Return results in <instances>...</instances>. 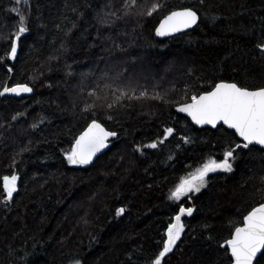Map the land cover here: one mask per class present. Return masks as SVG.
<instances>
[{
	"label": "trees",
	"instance_id": "trees-1",
	"mask_svg": "<svg viewBox=\"0 0 264 264\" xmlns=\"http://www.w3.org/2000/svg\"><path fill=\"white\" fill-rule=\"evenodd\" d=\"M30 1V31L8 75L10 84L28 83L34 91L0 97V177H20L7 205L0 183V264H145L177 210L170 189L210 157L222 159L227 141L215 129L194 127L174 105L146 98L124 100L112 120L99 107L93 117L83 112L86 94L109 83L131 85L137 94L155 88L183 102L185 89L200 92L220 77L264 84V54L255 46L264 33V0H160L165 8L153 17L112 27H100L96 16L121 0ZM184 6L199 11L198 26L158 40L159 19ZM12 7L13 0H0V34L17 22L6 10ZM72 22L76 28L65 35ZM4 49L0 39V55ZM5 75L0 65V79ZM16 113L25 115L13 121ZM92 118L118 136L92 165L70 166L63 153ZM165 127L176 132L163 145L134 150L162 138ZM185 135L190 143L180 139ZM238 153L233 172L210 174L206 188L181 201L195 212L184 218L185 235L167 264H228L220 245L264 196V151ZM118 207L126 208L124 216L116 217Z\"/></svg>",
	"mask_w": 264,
	"mask_h": 264
},
{
	"label": "snow or ice",
	"instance_id": "snow-or-ice-1",
	"mask_svg": "<svg viewBox=\"0 0 264 264\" xmlns=\"http://www.w3.org/2000/svg\"><path fill=\"white\" fill-rule=\"evenodd\" d=\"M199 2L201 5L204 4V0H199ZM20 5H25L27 10L19 7ZM163 8L165 5L160 0H121L119 7L112 3L105 5L102 14H97L96 22L100 27H112L118 21L131 18L139 24L141 20L153 17ZM6 10L14 13L18 19L12 30L6 35L0 34V39L5 43L3 54L0 55V65L6 69L5 77L0 79V97H21L23 94H31L34 91L33 87L21 82L10 84L9 80L12 77L8 74L14 72L15 64L20 57L22 37L30 31L29 0H13V7ZM72 12L76 13L77 9L72 8ZM200 19V13L194 7L173 8L159 19L158 27H155V35L168 37L177 33H185L186 30L198 26ZM211 19L214 22L217 17L213 16ZM76 26V23L72 22V27L65 32V35H70ZM40 27H45V25L41 24ZM57 29H60V25H57ZM255 46L261 54H264V33H262L261 41ZM60 47L64 49L63 44ZM53 58L49 57V59ZM105 89L109 90L110 96ZM184 92V101L178 102L168 98L167 93L156 91L155 88L151 95L146 88L137 94L136 88L131 85L113 87L112 84L105 83L101 88V85L97 83L95 89L87 92V99L84 101L83 112H91L95 117L98 107L106 109L105 115L108 120L113 119L111 112L118 105L125 106L123 101L126 99L132 101L146 98L172 104L176 112L186 114L193 124L200 127L210 126L221 133V138L227 141L222 159L217 160L210 157L201 166L189 172L187 176L181 177L179 183L170 189L168 200L177 205V210L170 217L161 239L157 241V250L145 261V264H167L171 255L179 250L178 242L182 240L186 232V223L183 218L193 216L195 211L193 207H186L181 201L185 198L191 200L193 195L199 194L202 189L206 188L210 174L233 172V165L239 154L238 150L252 152L256 146H259V150L264 151V84L249 87L238 83L235 78L228 80L220 77L208 83L207 87L200 92L191 95H188L187 89ZM79 95L84 96L83 88ZM100 101L102 103L98 104ZM23 115L25 114L16 113L12 116V120L15 121ZM43 122L44 119L39 118L31 125L32 129H37ZM175 132L174 127H165L162 138L137 146L134 150L141 152L142 148L156 149L158 145H163L169 137H173ZM116 136H118L116 131L106 129L97 119L92 118L85 129L74 138L71 147L63 153V159L70 166L91 165L97 154L109 147V138ZM180 139L186 144L191 142L186 135L181 136ZM26 151H29L27 147L21 149L18 155ZM19 180L20 177L15 172L0 177L6 205L18 191ZM126 211L125 207H118L115 215L122 217ZM241 223L242 226H235L230 236L220 245L228 257V264H264V196L258 206H253L243 215ZM208 238L211 239V236ZM74 264H82V262L77 259Z\"/></svg>",
	"mask_w": 264,
	"mask_h": 264
},
{
	"label": "water",
	"instance_id": "water-1",
	"mask_svg": "<svg viewBox=\"0 0 264 264\" xmlns=\"http://www.w3.org/2000/svg\"><path fill=\"white\" fill-rule=\"evenodd\" d=\"M200 22V21H199ZM199 24V23H198ZM158 27V26H157ZM194 28H196V27H194ZM193 28V29H194ZM193 29H189V30H186V32L185 33H188V32H190V31H192ZM185 33H177V34H174V35H172V36H168V37H157L156 35V38L158 39V40H160V41H164V40H167V39H171V38H173V37H176V36H178V35H181V34H185ZM27 95H29V94H23L21 97H24V96H27ZM8 97H11V98H21V97H14V96H8ZM176 111V110H175ZM178 113V112H177ZM179 115H181V116H183V117H185V118H187L190 122H191V124L194 126V127H196L197 129H204V128H210V129H212L210 126H204V127H200V126H197V125H195V124H193L192 123V121H191V119L189 118V117H187V115L186 114H184V113H178ZM113 138V137H112ZM112 138H109V140H111ZM109 143V142H108ZM257 148H259V146H256ZM107 149L108 148H106V149H104L101 153H98L97 154V157L96 158H94V162L99 158V157H101L106 151H107ZM93 162V163H94ZM92 165V164H91ZM89 166V165H88ZM195 212V211H194ZM194 214V213H193ZM184 218H186V217H184ZM183 218V219H184Z\"/></svg>",
	"mask_w": 264,
	"mask_h": 264
},
{
	"label": "rangeland",
	"instance_id": "rangeland-1",
	"mask_svg": "<svg viewBox=\"0 0 264 264\" xmlns=\"http://www.w3.org/2000/svg\"><path fill=\"white\" fill-rule=\"evenodd\" d=\"M29 5H31V1L29 0ZM19 7L21 8H25V10H27L26 6L25 5H20ZM31 7V6H30Z\"/></svg>",
	"mask_w": 264,
	"mask_h": 264
},
{
	"label": "flooded vegetation",
	"instance_id": "flooded-vegetation-1",
	"mask_svg": "<svg viewBox=\"0 0 264 264\" xmlns=\"http://www.w3.org/2000/svg\"><path fill=\"white\" fill-rule=\"evenodd\" d=\"M212 174H215V173H212Z\"/></svg>",
	"mask_w": 264,
	"mask_h": 264
}]
</instances>
